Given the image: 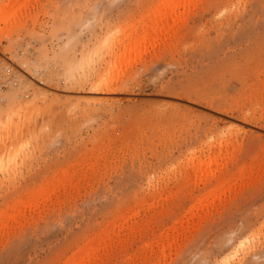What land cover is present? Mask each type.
Segmentation results:
<instances>
[{
  "label": "rangeland",
  "instance_id": "1",
  "mask_svg": "<svg viewBox=\"0 0 264 264\" xmlns=\"http://www.w3.org/2000/svg\"><path fill=\"white\" fill-rule=\"evenodd\" d=\"M76 263L264 264V0H0V264Z\"/></svg>",
  "mask_w": 264,
  "mask_h": 264
},
{
  "label": "bare ground",
  "instance_id": "2",
  "mask_svg": "<svg viewBox=\"0 0 264 264\" xmlns=\"http://www.w3.org/2000/svg\"><path fill=\"white\" fill-rule=\"evenodd\" d=\"M12 1V0H11ZM15 2V1H14ZM173 3V2H172ZM174 5V4H173ZM175 6V5H174ZM174 6H173V10H174ZM168 8V6H164V9H162V10H164L165 11V8ZM172 7V6H171ZM160 9H161V7H159ZM159 8L157 9V10H159ZM163 8V7H162ZM166 8V9H167ZM169 9V8H168ZM172 9V8H171ZM156 11V10H155ZM164 11H161V12H163V14H164ZM170 10H168V13H170L169 12ZM165 12H167V11H165ZM153 13V12H152ZM151 13V14H152ZM157 13H159V11L157 12ZM171 13H172V10H171ZM171 13H170V15H171ZM174 13V12H173ZM176 13V12H175ZM150 14V13H149ZM163 14H161V15H163ZM166 15H167V13H166ZM174 15V14H173ZM177 15V14H176ZM153 16H154V14H153ZM152 16V17H153ZM165 16V15H164ZM150 17V16H149ZM155 17V16H154ZM163 17V16H162ZM165 17H167L168 18V16H165ZM158 18V17H157ZM146 19V18H145ZM149 19L150 18H148V21H149ZM153 19V18H152ZM171 19L173 20V17H171ZM151 20V19H150ZM158 20V19H157ZM157 20H156V22H157ZM164 20H165V18H164ZM160 21L162 22L163 20H162V18L160 17ZM160 21L158 20V22L160 23ZM144 22V21H143ZM146 22V21H145ZM173 22H174V20H173ZM150 24H152V22L150 23ZM154 24H155V20H154ZM153 24V26L152 27H154L155 25ZM157 24V23H156ZM161 24V23H160ZM148 25V24H147ZM146 25V26H147ZM142 26V25H141ZM144 26V25H143ZM169 27V26H168ZM173 27V26H172ZM142 28V27H141ZM148 28V27H147ZM149 28H150V26H149ZM162 28V27H161ZM171 28V27H170ZM155 29V28H154ZM160 29V28H159ZM148 30H152V28L151 29H148ZM148 30H146L147 32H149ZM158 30V29H157ZM157 30H154L155 32L157 31ZM147 32H145V33H147ZM152 32V31H151ZM166 32H167V30H166ZM157 33V32H156ZM135 34V33H134ZM152 34V33H151ZM161 34V33H160ZM136 35H139V34H136ZM144 35L145 34H143V37H144ZM158 35V34H157ZM140 36V35H139ZM145 36H147V35H145ZM148 36H150V35H148ZM151 37H153L152 35L150 36V39H151ZM136 38H138V37H136ZM147 38V37H146ZM140 39H141V36H140ZM144 39H145V37H144ZM153 39H155V35H154V38ZM152 39V40H153ZM157 39V38H156ZM139 40V39H138ZM148 41V40H147ZM150 41V40H149ZM151 42H153V41H151ZM139 45L141 44V41L139 40V42H137ZM137 43H134L133 45H131L132 47L134 46V47H136L137 48ZM146 43V42H145ZM148 43V42H147ZM155 43V42H154ZM137 44V45H136ZM146 45H148V44H146ZM152 45V44H151ZM139 49V48H138ZM226 143V142H225ZM214 158H216V157H214ZM194 159V158H193ZM199 159V158H198ZM211 159H213V158H211ZM204 161V160H203ZM203 161H201V162H203ZM200 162V161H199ZM207 162H209V161H207ZM251 162V161H250ZM198 163V162H197ZM205 163V162H204ZM199 167H201V166H199ZM251 167V166H250ZM208 172V171H207ZM234 175V174H233ZM223 179V178H222ZM236 179V178H235ZM55 180H57V179H55ZM233 181V180H232ZM51 182V181H50ZM220 184V183H219ZM52 185H54V184H52ZM218 185V184H217ZM51 187V186H50ZM215 187V186H214ZM219 187V186H218ZM216 188H217V186H216ZM220 188V187H219ZM218 189V188H217ZM46 190V189H45ZM211 191V190H210ZM219 191V190H218ZM209 192V191H208ZM207 192V193H208ZM221 192V191H220ZM223 192V191H222ZM221 192V193H222ZM39 193V192H38ZM210 193V192H209ZM208 193V194H209ZM213 193V192H212ZM208 194H206V195H208ZM211 194V193H210ZM220 196V195H219ZM198 198V197H197ZM201 200V199H200ZM199 200V201H200ZM214 200V199H213ZM208 203V202H207ZM200 204V203H199ZM205 204V203H204ZM203 205V204H202ZM199 206V205H198ZM248 236V235H247ZM248 238V237H247ZM245 240H246V237H245ZM243 243V242H242ZM245 243V242H244ZM241 244V243H240ZM241 245H243V247H245L246 245H244V244H241ZM251 246V245H250ZM253 246V245H252ZM96 247V246H95ZM163 247V246H162ZM242 247V246H241ZM240 247V249H243V247L241 248ZM247 247V246H246ZM84 248V247H83ZM234 248V247H233ZM90 249V248H89ZM253 250V249H252ZM88 251V250H87ZM246 251V250H245ZM245 251H243V253L245 252ZM251 251V250H250ZM234 252H236V250L234 251ZM241 252V251H240ZM248 252V251H247ZM254 253V252H253ZM80 255V254H79ZM87 255V254H86ZM234 255H236V253L234 254ZM82 256V255H81ZM84 256V255H83ZM89 256V255H88ZM226 256V255H225ZM228 256V255H227ZM257 256V255H256ZM79 257V256H78ZM253 258L255 257V255L254 256H252ZM74 258H77V257H74ZM82 258V257H81ZM226 258V257H225ZM228 258V260L230 259V256L229 257H227ZM233 258V257H232ZM86 260V259H85ZM88 260V259H87ZM231 260V259H230ZM258 260H259V258H258ZM70 261V260H69ZM225 261V260H224ZM83 262V261H82ZM241 262V261H240ZM75 263V262H74ZM227 263H228V261H227ZM237 263V262H236ZM76 264H78V263H76ZM223 264V263H222ZM232 264V263H231ZM239 264V263H238Z\"/></svg>",
  "mask_w": 264,
  "mask_h": 264
}]
</instances>
